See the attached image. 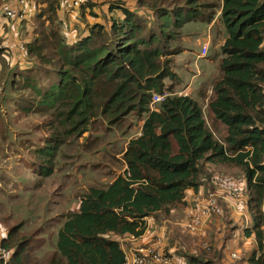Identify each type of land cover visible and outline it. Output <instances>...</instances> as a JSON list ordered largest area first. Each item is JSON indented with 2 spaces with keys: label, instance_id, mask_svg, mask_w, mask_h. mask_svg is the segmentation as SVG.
I'll return each instance as SVG.
<instances>
[{
  "label": "trees",
  "instance_id": "trees-1",
  "mask_svg": "<svg viewBox=\"0 0 264 264\" xmlns=\"http://www.w3.org/2000/svg\"><path fill=\"white\" fill-rule=\"evenodd\" d=\"M114 1L111 10L119 17L83 20L82 31L71 38L61 29L59 1L30 2L28 64L13 67V103L25 115L43 118L38 129L47 137L29 152L38 176H50L64 149L98 118L109 130L133 115L141 126L123 153L126 171L106 187L89 188L65 215L47 264H126L119 239H138L146 219L186 208L189 191L204 184L213 190L218 171L226 175L222 180L234 178L229 171L247 180L253 223L242 231L246 238L255 235L259 248L247 261L264 264V0H220L227 40L208 104L210 121L197 101L175 92L173 58L182 51L184 26L210 23L220 2L135 0L136 12L126 0ZM97 7L78 9L91 16ZM169 81L176 84L167 86ZM164 93L166 100L152 108L153 95ZM133 127L120 131L130 137ZM22 226L0 233V252L9 255L0 264H27L33 238L20 235ZM208 250L190 256V263L220 264L222 252Z\"/></svg>",
  "mask_w": 264,
  "mask_h": 264
},
{
  "label": "rangeland",
  "instance_id": "rangeland-1",
  "mask_svg": "<svg viewBox=\"0 0 264 264\" xmlns=\"http://www.w3.org/2000/svg\"><path fill=\"white\" fill-rule=\"evenodd\" d=\"M130 1L136 2L135 0ZM110 2H94L93 4H97L98 7L96 11L92 12V17L85 14L81 16L80 9H68L69 11L65 12V16L63 17L64 20L61 27L66 38H71L72 35L82 31L83 20H87L88 22L90 20L92 22L95 20L93 17H111V14H115L111 10L113 6ZM116 2L117 0L113 3ZM3 6L7 8L6 3ZM107 6L110 11L104 8ZM66 8L71 7L66 6ZM118 15L116 17H119ZM30 20L27 23L25 21L14 25V27L16 26V30L8 28L13 27V24H15L9 22L8 27H5L4 35L1 36L3 38L2 48L6 51L0 54V107L2 108L0 109V233L3 235L9 228L23 225L19 230L20 235L33 238V242H30L27 248L26 263L47 264L55 252L57 233L62 227L65 215L77 208L80 198L89 188L108 186V183L123 169L124 164L120 160L123 157L120 155L127 145L129 136H123L120 129L125 131L134 126L130 134L136 136L139 121L133 115L122 122L121 128L109 130L103 119L98 118L94 120L88 134L79 140L77 139L71 148L64 149L65 156L61 158L60 155V161L57 163L58 167H56L54 172L47 177L38 176L32 168L33 165L29 152L33 146L39 144L42 138L47 137L43 130L38 129L43 118L35 115L28 116L19 111L16 104L12 101L16 95L10 92L13 73L16 72L13 67L16 66V70L19 69L17 67L23 69L28 64V59L26 60L25 53L22 52L23 49L18 44L22 45L27 39L30 40V32L32 31ZM184 36L186 35L184 34ZM195 39H197L196 41L199 44V40L204 42L206 37L204 34H201L199 37H191L190 40L186 38L185 48L188 49L190 43L195 41ZM18 47L19 51H16ZM11 52H13L15 62L13 59L12 61L15 65L11 64L12 62L8 57L11 56ZM208 55L214 58L213 60L216 64L222 58L221 53L218 54L216 51ZM187 59H191V57L177 56L175 59L173 58V70L182 76L181 79L177 77L176 79L183 81L184 87L190 83V78H187V74H184L186 68L183 67V62ZM196 71L194 69L195 73ZM8 76L11 79L7 80ZM171 83L176 84L173 81ZM171 83L169 81L167 86H171ZM4 92L10 96H4ZM33 126L35 127L33 128ZM106 150H109L110 153ZM110 154L117 155L118 158ZM229 172L227 174L234 176L232 180L238 183L237 185L243 187L249 202L250 189L247 185V180L239 172ZM236 174L239 175L236 176ZM224 176H226L224 173L218 171L217 183L223 181ZM213 184V190L211 188L207 190L205 185H201L199 188L203 192L190 196L189 199H192L189 201L187 207L182 209V212L178 210L172 216L165 218L166 224L169 227L175 228L170 231L171 234L179 235V240L176 239V244L173 247V241L170 242L172 240L171 234L169 235L165 231L164 243L159 251H162L165 246L171 244V248H179L175 252L182 250L197 255L204 248L200 246L201 249H199V247L193 245L201 239L205 240V237L212 238L208 244L209 246L213 244V249L220 243L224 249L231 242L238 243L241 240L239 237H242V229L239 228H243L245 224L242 219L237 222L229 217L226 211L227 208L224 205H222L224 210L223 215L216 216L211 221L208 220L202 230L209 227L211 223L212 225L215 224L217 228L212 226V230H203L201 232L193 230L195 233H192L184 227L183 224L186 225L194 218L210 194L223 191L220 185ZM226 196L231 200L230 195L226 194ZM220 203L222 204L221 200ZM248 216L249 220L251 219L252 221L251 215L249 214ZM236 225L237 230H234L233 227ZM176 230L177 232H175ZM202 233L205 237H202ZM123 243L125 245V242ZM187 245H189L188 248H185ZM246 247L242 251L243 255L249 253L250 246ZM205 250H208V248H205ZM162 253L170 257L166 252L162 251ZM225 264H237V262L226 260Z\"/></svg>",
  "mask_w": 264,
  "mask_h": 264
},
{
  "label": "crops",
  "instance_id": "crops-1",
  "mask_svg": "<svg viewBox=\"0 0 264 264\" xmlns=\"http://www.w3.org/2000/svg\"><path fill=\"white\" fill-rule=\"evenodd\" d=\"M57 1H59L61 3V7H60V11H59V15L61 16L60 20H64L63 17L65 16V12L69 11L68 9H76L73 7L66 8V5H67L66 3H63L62 0H57ZM30 2H31V5L34 6L37 3H39V0H31ZM4 3H6V6L9 9L10 8L11 9H18V0H0V49H3L2 48L3 38H1V36L4 35L5 27L6 26L8 27V24H9V20L6 19V17L3 15L4 14V8H5L3 6ZM125 4H126V7H128V9H130L132 11H136V12L138 11L139 12V10H140V8L135 3H133L129 0H127V3H125ZM222 7H223V2L220 1V8L217 9L216 15L210 23H205V22H201V21H193V22L188 23L184 26L185 31H183V33L186 36H184V34H183L182 51H181V53H179L177 55V56L191 57V59H187L183 62V67L186 68L184 71V74H187L186 77L190 78V83L188 86L184 87L183 81H178V83L176 84V87H175V92L178 95L181 92H184L186 94V96H190L195 101H197L203 107L208 121H210V115L213 116L212 113H209V111H208V104L213 97V84L221 75L220 66H219L220 62L218 64H216L215 61L213 60L214 58L210 57L208 54H210L213 51H216L218 54H220L221 53V51H220L221 47L223 46V44L227 40L226 30H225L224 26L222 25V22L220 21V16L222 13ZM113 12H115V11H113ZM116 15H117V13L115 12V14H111V17H116ZM25 21H23V22H25ZM14 25H16V24H13V27H8V28H13L16 30V26L14 27ZM201 34H204L206 37V40L204 42L199 40V44H198V42L196 41L197 39H195V41L197 43L195 41H192L190 43V47L188 49L185 48V39L186 38H188V40H190L191 37H199ZM27 41H28V39L26 41H24L22 45L18 44V46L21 49H23L22 52H24L25 42H27ZM205 46L208 48V54L206 57H201V50ZM19 47L16 48V51H19ZM4 52L5 51H3V53ZM11 53H12L11 56H8V57L10 58V61L12 62L11 64L15 65L13 63V61L15 62V59H13V57H14L13 52H11ZM12 59H13V61H12ZM220 60H221V58H220ZM194 69L197 70L196 73L194 72ZM175 73L177 74V72H175ZM177 75H178V78L181 79L182 76H180L179 74H177ZM221 129L223 132L225 131V127L222 126ZM137 130H138L137 135L128 137V142L131 138H134V137H137L140 135L141 126H138ZM128 142H127V144H128ZM126 146H125L124 151L120 155L122 157H123V153L126 150ZM106 151L110 153L109 150H106ZM110 155L115 157V158H118L117 155L116 156H114L113 154H110ZM120 160L122 161L124 166H123V169L121 170V172H118V174L116 176H118L119 174L126 171V166H125V163L123 161V158L122 159L120 158ZM222 170H224V169H222ZM224 171H226V170H224ZM228 173H230V172H228ZM114 179H112L108 183V185H110L114 181ZM205 186L208 190V186L207 185H205ZM202 192L203 191L200 188L198 191H194V190L189 191L188 196H187V203L189 204V201L192 199V198L189 199L190 196L200 194ZM222 205H224L227 208L226 211H227V215L229 217H231L233 220H236L237 222L240 221V218L237 215L232 214V211H233L232 200H229V199H226L224 201L222 200ZM183 209H185V208H183ZM179 210H181V212H182V209H179ZM263 210H264V207H263ZM175 212H178V210H173L171 212V214L167 217L172 216V214ZM167 217H165L163 215H160L159 217L157 216L156 218L150 217V218L146 219L148 228H147V230L143 236H141L138 239H133L130 236L129 237L126 236L120 240L121 244L123 245V248L125 249L127 259L131 258V250L133 248H136V247H152V248L156 249L157 251H159V249H161V246L164 243V238H165L166 233H168L170 235L171 234L170 231L172 229H175L172 226L169 227V225L166 224L167 221H165L166 220L165 218H167ZM237 222H236V224H237ZM179 225H181V224H179ZM212 226L216 227L215 224L212 225V223H211L209 225V227L205 228V230H207V231L212 230ZM233 228H234V230H237L236 229L237 225L234 226ZM181 229L184 232H186L183 228H181ZM239 229H242V228H239ZM165 231H166V233H165ZM175 232H177V230ZM203 233L201 235H202V237H205V236H203ZM205 238H206L205 240L201 239L198 243L195 242L194 243L195 245H193V246L199 247V249H201L200 246L202 243H208L212 239V238H207V237H205ZM171 239L172 240L170 242L173 241V243H174L173 247H174L176 244V239L179 240V235H175L174 233H172ZM239 239H241V240L238 243L231 242V244H228V247H225L224 249L221 246V243L218 244L214 249H213V244H210V247H212V251L216 250L218 252H222V258H221L220 264H225L226 260L236 261L237 264H249V262L247 261V258H248L247 256H249L250 254L253 255L254 253L259 252L258 242L255 239V235H252L251 237L246 238L243 231H242V237H239ZM123 242H125V245ZM164 246H165V244H164ZM188 246L189 245H187L185 248H188ZM246 246L247 247L250 246V248H249L250 250H249V253L243 255L242 251L245 250ZM171 247H172V245L168 244L167 246L164 247V249L162 251L166 252V254H169L170 257H173L172 259L174 260V264H191L190 263V256L193 257V256H195V254H193L191 252H185L182 250H180L179 252H175L179 248L175 249V248H171ZM191 248H192V245H191ZM201 250L203 252V251H210L211 249L210 250L201 249ZM162 251H159V252L162 253ZM233 253H237L240 256V259L238 261L235 259H232ZM184 254H186V255H184ZM263 254H264V242H263ZM180 257H182V258H180Z\"/></svg>",
  "mask_w": 264,
  "mask_h": 264
},
{
  "label": "built area",
  "instance_id": "built-area-1",
  "mask_svg": "<svg viewBox=\"0 0 264 264\" xmlns=\"http://www.w3.org/2000/svg\"><path fill=\"white\" fill-rule=\"evenodd\" d=\"M112 0H62L63 3H66V6H70L73 8H80L82 5L93 4L94 2H110ZM30 0H18V9H9L4 8V16L9 22L19 24L25 20H28L30 15ZM208 54V48L205 46L201 50V57H206ZM168 93L154 94L152 97L151 106L152 108H156L158 105L163 103L168 97ZM179 95L186 96L184 92H181ZM224 182H226L224 184ZM216 184L220 185L223 191L231 196V200L233 202V211L232 214L237 215L240 220L242 219L245 225L252 224L251 219L249 220V214L251 215L248 209V200L245 193V190L241 185H237L234 180H223L220 182H216ZM212 193L208 196V198L204 201L205 203L199 208L194 218L184 225L186 230L193 232H201L203 231V226L208 222V220H212L214 217H219L223 215L224 210L220 200L229 199L226 194L223 192ZM230 200V199H229ZM197 234V233H196ZM201 247L204 249L210 248L208 243H202ZM9 255L4 251L0 252V260H8ZM232 259L239 260L240 256L237 253L232 254ZM126 264H174V260L161 252L157 251L152 247H136L131 250V258L127 259Z\"/></svg>",
  "mask_w": 264,
  "mask_h": 264
}]
</instances>
